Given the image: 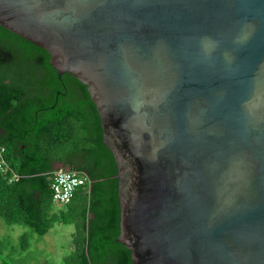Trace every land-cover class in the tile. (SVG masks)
<instances>
[{"label":"water","instance_id":"95a60500","mask_svg":"<svg viewBox=\"0 0 264 264\" xmlns=\"http://www.w3.org/2000/svg\"><path fill=\"white\" fill-rule=\"evenodd\" d=\"M87 87L132 264H264V0H0Z\"/></svg>","mask_w":264,"mask_h":264},{"label":"trees","instance_id":"16d2710c","mask_svg":"<svg viewBox=\"0 0 264 264\" xmlns=\"http://www.w3.org/2000/svg\"><path fill=\"white\" fill-rule=\"evenodd\" d=\"M0 145L7 163L0 174L3 223L29 227L39 236L55 225H72V248L62 264H132L131 252L117 241V165L103 143L87 87L69 74L59 76L44 49L3 27ZM58 166L87 178L65 205L52 200V172ZM26 237L20 236L18 246L0 241L2 264L7 251L26 248Z\"/></svg>","mask_w":264,"mask_h":264},{"label":"rangeland","instance_id":"374dc122","mask_svg":"<svg viewBox=\"0 0 264 264\" xmlns=\"http://www.w3.org/2000/svg\"><path fill=\"white\" fill-rule=\"evenodd\" d=\"M72 225H55L47 234L39 236L29 227L22 225L8 226L0 220V241L20 245V236L27 235L26 248L23 251H7L6 264H62L63 257L71 248ZM6 253V252H5ZM0 256V264H2Z\"/></svg>","mask_w":264,"mask_h":264},{"label":"built area","instance_id":"2783aa9c","mask_svg":"<svg viewBox=\"0 0 264 264\" xmlns=\"http://www.w3.org/2000/svg\"><path fill=\"white\" fill-rule=\"evenodd\" d=\"M5 147L0 145V174L6 171ZM17 176H14L16 178ZM86 176L58 166L52 172V200L56 205H65L70 202L76 190L85 184Z\"/></svg>","mask_w":264,"mask_h":264}]
</instances>
